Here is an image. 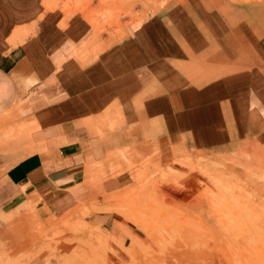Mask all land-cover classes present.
Here are the masks:
<instances>
[{
    "label": "crops",
    "instance_id": "obj_1",
    "mask_svg": "<svg viewBox=\"0 0 264 264\" xmlns=\"http://www.w3.org/2000/svg\"><path fill=\"white\" fill-rule=\"evenodd\" d=\"M155 2L112 35L59 0H0V232L101 202L123 154L264 145V0Z\"/></svg>",
    "mask_w": 264,
    "mask_h": 264
},
{
    "label": "rangeland",
    "instance_id": "obj_2",
    "mask_svg": "<svg viewBox=\"0 0 264 264\" xmlns=\"http://www.w3.org/2000/svg\"><path fill=\"white\" fill-rule=\"evenodd\" d=\"M60 1L68 15L82 13L97 33L112 35H122L121 20L134 25L150 14L139 9L156 3ZM170 151L123 154L118 174L126 183L101 202L63 217L34 208L4 217L0 264H264V145ZM94 213L112 219L95 224Z\"/></svg>",
    "mask_w": 264,
    "mask_h": 264
}]
</instances>
